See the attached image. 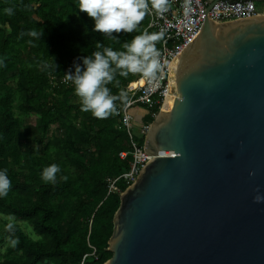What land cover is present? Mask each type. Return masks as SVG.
<instances>
[{"label": "water", "instance_id": "1", "mask_svg": "<svg viewBox=\"0 0 264 264\" xmlns=\"http://www.w3.org/2000/svg\"><path fill=\"white\" fill-rule=\"evenodd\" d=\"M167 92L104 264H264V16L204 19Z\"/></svg>", "mask_w": 264, "mask_h": 264}, {"label": "trees", "instance_id": "2", "mask_svg": "<svg viewBox=\"0 0 264 264\" xmlns=\"http://www.w3.org/2000/svg\"><path fill=\"white\" fill-rule=\"evenodd\" d=\"M6 7H14L15 14L6 15ZM34 29L42 35H28ZM142 29L113 33L117 43L95 30L94 20L79 11L78 0H0V84L17 79L27 93L28 110L40 115L23 134L21 121L12 112L11 95L0 93V169H7L12 181L8 196L0 199V211L27 222L40 236L35 241L18 229L15 238L20 243L16 248L9 245L0 264H104L112 256L108 241L113 216L128 187L122 176L133 164L130 153L124 159L119 157L130 150L127 132L117 114L97 119L91 112L81 111V100L68 105L76 95L74 85L53 87L50 76H74L76 67L84 69L85 58L102 50L98 46L123 50V44ZM116 79L118 87H107L119 96L129 82L118 73ZM124 102L117 100L116 104ZM71 111L81 119V128L68 121ZM158 112V108L150 110L143 122L152 123L153 113ZM55 124L65 129L64 136L51 129V137L45 139L44 132ZM88 129L95 131L93 137ZM136 140L143 146L144 136H136ZM34 144L41 145L43 155L65 157L76 174L55 183L41 179V168H30L23 176L13 164L21 159L29 162ZM109 179H117L118 192H109Z\"/></svg>", "mask_w": 264, "mask_h": 264}, {"label": "clouds", "instance_id": "3", "mask_svg": "<svg viewBox=\"0 0 264 264\" xmlns=\"http://www.w3.org/2000/svg\"><path fill=\"white\" fill-rule=\"evenodd\" d=\"M185 6L190 7V0H185ZM78 9L87 14L95 22V30L116 41L113 33H133L139 31V25L150 9L163 15L169 9L168 0H78ZM8 16L15 14L14 7L3 9ZM31 37L42 35L39 30L28 32ZM163 39L162 33L143 32L134 36L130 42L123 44V50H114L111 46H98L92 55L83 60L84 69L76 67L75 75H67L66 81L74 85L75 94L81 100V111L91 112L97 119H106L116 114V101H126L127 94L123 91L119 96L111 94L109 84L119 86V76L127 77L129 73H139L147 80H156L161 69L160 52L157 42ZM118 43V42H117ZM60 167L52 164L43 169L41 179L55 183ZM254 175V173H250ZM12 188L7 169H0V199L8 196ZM255 203H264V195L254 196ZM4 230L9 235L8 244L12 248L20 243L15 234L18 231L14 215L5 217Z\"/></svg>", "mask_w": 264, "mask_h": 264}, {"label": "built area", "instance_id": "4", "mask_svg": "<svg viewBox=\"0 0 264 264\" xmlns=\"http://www.w3.org/2000/svg\"><path fill=\"white\" fill-rule=\"evenodd\" d=\"M168 3L169 9L163 15L150 9L147 23L141 31V33L163 34V39L156 44L160 52L159 59L161 62V69L157 74V79L150 81L140 74L138 79L125 86L123 91L127 94V100L124 103L116 104V114L121 119L130 144L129 152H121L119 157L124 159L128 153L133 157L131 170L122 176L128 186L135 180L147 158L151 157L144 154L142 146L136 140L137 135L133 133L134 111L138 107H144L147 112L154 108L160 109L166 95L177 97L167 92L169 64L193 40L202 24H204V19L216 20L264 16V4L258 6L254 0H219L214 4L207 0H190V7L185 6V0H168ZM209 6L210 8L208 9ZM67 75L62 77L51 75V85L53 87L58 85L64 87L73 86L71 81H66L65 77ZM156 115L157 113H153L154 119ZM150 124L148 122L143 124L140 131L141 136H145ZM169 155V152L165 153V156ZM117 179L109 181V192L119 191L115 186Z\"/></svg>", "mask_w": 264, "mask_h": 264}, {"label": "rangeland", "instance_id": "5", "mask_svg": "<svg viewBox=\"0 0 264 264\" xmlns=\"http://www.w3.org/2000/svg\"><path fill=\"white\" fill-rule=\"evenodd\" d=\"M148 17V14L146 15V18ZM148 19V18H147ZM146 21H141L139 28L145 26ZM145 22V23H144ZM140 77L139 73L132 74L129 73L127 77H125L128 82H133L136 79ZM51 90H47V93H50ZM0 93L1 94H10L11 95V104L13 106L12 112L19 117L22 125V133H26V128L28 125H33L36 123L37 119L40 117V115L36 112H31L28 110L27 105V93L26 91L20 86L17 79H9L6 84H0ZM60 99V97H58ZM80 101V98L75 95L74 97H71L68 100V105H72L74 103H78ZM66 109V108H65ZM134 121L132 122V129L133 133L137 136H141V129L144 124L142 115L147 112V110L144 107H138L135 111ZM68 121L71 122L73 125H75L78 128H81V119L75 114L74 111H71L70 114H67ZM120 118V117H119ZM149 123V122H148ZM150 124V123H149ZM52 130L57 131L62 137L65 134V129L61 127L60 124L51 125L49 132H44L43 137L45 139H49L52 135ZM42 132L41 129L38 130ZM87 133L91 137L95 135V131L93 130H87ZM41 145L34 144L32 145V153H31V159L29 162L25 161L24 159H21L19 164L14 163L13 167L15 170H17L19 173H21L23 176L28 175L30 168H41L42 170L52 164H56L60 167L61 171L57 173V181L61 179H66V177H73L76 174V170L74 168H70L68 163L65 161V157L63 156H57L56 154L52 155H43L40 151ZM112 179L107 180L108 183ZM23 181V180H21ZM28 183V181H26ZM10 215L6 212L0 211V262L4 261L6 259V254L8 252L9 244H8V233L4 230V224H5V217ZM17 221V228L20 229L23 233H25L29 238L38 241L40 240V236L37 235V233L34 231L33 227L28 224L27 222L20 221L16 218ZM40 264H54L51 261H44Z\"/></svg>", "mask_w": 264, "mask_h": 264}, {"label": "crops", "instance_id": "6", "mask_svg": "<svg viewBox=\"0 0 264 264\" xmlns=\"http://www.w3.org/2000/svg\"><path fill=\"white\" fill-rule=\"evenodd\" d=\"M207 1H212V0H207ZM262 4H264V2H262ZM262 4H261V5H262Z\"/></svg>", "mask_w": 264, "mask_h": 264}]
</instances>
